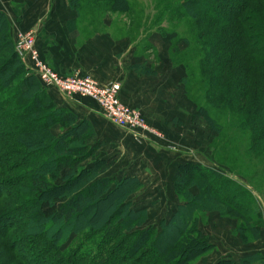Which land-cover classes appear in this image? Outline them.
Masks as SVG:
<instances>
[{
	"label": "trees",
	"instance_id": "16d2710c",
	"mask_svg": "<svg viewBox=\"0 0 264 264\" xmlns=\"http://www.w3.org/2000/svg\"><path fill=\"white\" fill-rule=\"evenodd\" d=\"M68 1L93 19L133 10L129 0ZM161 2L189 24L197 44L208 104L197 113L221 135L220 143L232 131L227 144L237 152L245 148L257 169L264 163V0ZM213 111L237 121L228 126ZM94 136L92 125L58 106L26 66L0 14V264H195L213 249L199 220L214 210L237 221L243 242L260 237L254 220L262 213L251 185L220 165H181L176 211L157 226L142 227L144 211L128 200L137 180L104 176L116 157H99ZM70 230L80 241L71 248L62 244Z\"/></svg>",
	"mask_w": 264,
	"mask_h": 264
},
{
	"label": "crops",
	"instance_id": "0c3cea01",
	"mask_svg": "<svg viewBox=\"0 0 264 264\" xmlns=\"http://www.w3.org/2000/svg\"><path fill=\"white\" fill-rule=\"evenodd\" d=\"M0 14L14 40L19 31H34L40 51L59 73L80 72L102 85L121 84V100L140 110L160 136L137 139L108 120L93 99L66 96L54 87L46 91L58 106L92 125L99 157H116L104 176L137 180L139 187L128 200L133 209L144 211L142 227L170 219L180 203L175 181L181 165L214 166L191 146V141L199 142V131L191 128L195 108L183 84L185 69L170 59L166 39L150 36L148 50L141 51L133 40L108 29L112 14L102 19L103 30L92 31L68 0H0ZM190 191L198 194L199 189L192 186ZM199 227L213 249L195 264H264V233L258 241L245 243L236 231L237 222L217 210L202 212Z\"/></svg>",
	"mask_w": 264,
	"mask_h": 264
},
{
	"label": "rangeland",
	"instance_id": "374dc122",
	"mask_svg": "<svg viewBox=\"0 0 264 264\" xmlns=\"http://www.w3.org/2000/svg\"><path fill=\"white\" fill-rule=\"evenodd\" d=\"M129 1L131 4H133V10L130 15L123 13H108L112 14L110 17L113 19L112 24L110 27H108V29L117 36L130 38L136 43V45L139 47V50L144 52L148 50L145 48L147 44H149L148 38L150 36L156 35L166 39V42H168V45H170V59L174 65L183 66L185 69L186 75L183 84L186 86L187 96L189 97L192 106L195 108V123L194 125H191V128L199 131V142H195V140L191 141V143H193L191 146L195 150H199V152L206 157L207 161L213 164L214 168H220V166H222L223 168L221 169H227L226 172L230 177L238 179L239 182H247L249 185H251L249 188H252L253 197L256 201L254 207L262 213V218L254 220V224L260 227V237L256 240L250 238L247 243L258 241L262 236L261 234L264 233V163L262 162L261 164H258L257 169L251 168L252 166L250 164V158L244 152L245 148H242L241 151L237 152L235 147L232 148L230 147L231 145L227 144L230 142V138L232 139L231 135L233 132H228L230 137H226L227 139H224L223 143H220L219 140L221 135L211 131L207 126L205 119L197 113L199 106H206L208 104L206 99V86L202 81L203 78L200 71L199 57H194V55L197 56L198 53L195 50L197 44L195 43L191 34L189 35V24L184 20L173 18L171 12L164 10L166 7L164 3L161 2V0ZM163 11L165 13H163ZM106 16L107 14L103 17V19H105ZM79 17L82 20L89 21V23L92 25V27L88 28L89 30H103V26H101L102 14H99L96 19L80 15ZM187 35L190 36L191 41H186V39H184ZM14 41L16 45V37ZM35 47L39 51L41 58L46 60L44 54L40 51L41 49L37 44V38L35 39ZM190 58H194L195 61L190 62ZM46 62L48 63L47 60ZM186 63L189 64V68L185 65ZM45 89L47 90L48 88ZM213 113L217 119H219V121H222L228 126L231 123L230 126L232 127L233 122L237 121L234 116H231L228 113H218L217 111H213ZM55 132H58V129L55 130ZM195 138H197V135ZM243 146L246 147V145ZM197 147L199 149H197ZM226 149L228 155L224 159ZM231 166L235 169V171H233ZM255 171L260 174L256 176ZM259 185L261 187H259ZM66 238L63 239L62 244H64V246L68 245L70 248L71 246L80 242L72 230L68 231ZM3 247L1 248V251H4L6 259L8 258V249ZM14 262L16 264L20 263L18 260Z\"/></svg>",
	"mask_w": 264,
	"mask_h": 264
},
{
	"label": "built area",
	"instance_id": "2783aa9c",
	"mask_svg": "<svg viewBox=\"0 0 264 264\" xmlns=\"http://www.w3.org/2000/svg\"><path fill=\"white\" fill-rule=\"evenodd\" d=\"M35 39L33 31L22 30L16 36V48L23 62L36 74L44 88L54 87L66 96L80 95L93 99L108 120L129 131L137 139L148 138L151 134L160 136L140 110L126 105L121 100L120 83L102 85L88 74L59 73L41 58L35 47Z\"/></svg>",
	"mask_w": 264,
	"mask_h": 264
}]
</instances>
